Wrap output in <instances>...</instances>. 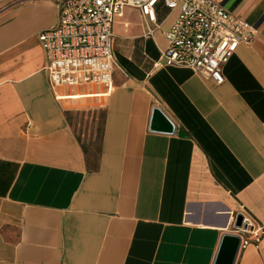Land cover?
Instances as JSON below:
<instances>
[{
	"label": "crops",
	"instance_id": "crops-1",
	"mask_svg": "<svg viewBox=\"0 0 264 264\" xmlns=\"http://www.w3.org/2000/svg\"><path fill=\"white\" fill-rule=\"evenodd\" d=\"M61 1L0 0V264H213L242 206L264 226V1L218 0L257 30L221 84L156 67L178 15L159 4L153 36L115 20L111 85L53 89ZM247 238L236 264H264Z\"/></svg>",
	"mask_w": 264,
	"mask_h": 264
},
{
	"label": "built area",
	"instance_id": "built-area-1",
	"mask_svg": "<svg viewBox=\"0 0 264 264\" xmlns=\"http://www.w3.org/2000/svg\"><path fill=\"white\" fill-rule=\"evenodd\" d=\"M159 4L177 10L178 15L165 32L163 63H156V67L189 68L221 84L225 65L240 44L253 42L257 32L218 0H62L58 24L39 35L51 87L111 85L116 69L115 20L124 15L126 8L137 9L145 35L153 36L161 26L157 20ZM243 211L239 213L242 226H234L242 238L241 248L252 241L248 235L260 243L264 234V226L256 227L252 217Z\"/></svg>",
	"mask_w": 264,
	"mask_h": 264
},
{
	"label": "water",
	"instance_id": "water-1",
	"mask_svg": "<svg viewBox=\"0 0 264 264\" xmlns=\"http://www.w3.org/2000/svg\"><path fill=\"white\" fill-rule=\"evenodd\" d=\"M153 119L155 124H159V126L154 125L153 129L161 128V130L173 131L174 125L161 110H154ZM242 220L243 217L238 216L234 226L241 227ZM241 242L242 238L238 233H225L213 264H236L241 250Z\"/></svg>",
	"mask_w": 264,
	"mask_h": 264
},
{
	"label": "rangeland",
	"instance_id": "rangeland-1",
	"mask_svg": "<svg viewBox=\"0 0 264 264\" xmlns=\"http://www.w3.org/2000/svg\"><path fill=\"white\" fill-rule=\"evenodd\" d=\"M95 84H92L91 86H94ZM65 88H68V89H71L72 87H65ZM88 105H90V104H88Z\"/></svg>",
	"mask_w": 264,
	"mask_h": 264
}]
</instances>
